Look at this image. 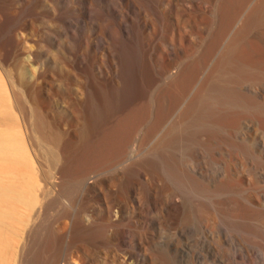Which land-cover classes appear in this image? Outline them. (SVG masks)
I'll list each match as a JSON object with an SVG mask.
<instances>
[{
	"label": "rangeland",
	"instance_id": "rangeland-1",
	"mask_svg": "<svg viewBox=\"0 0 264 264\" xmlns=\"http://www.w3.org/2000/svg\"><path fill=\"white\" fill-rule=\"evenodd\" d=\"M2 15L13 29L1 35L0 146L12 136L18 155L0 150V264L71 253L122 264L131 252L164 264L168 243L177 264L200 250L207 264H264V73L245 80L250 91L236 82L264 69V0H0ZM170 62L177 78L161 71ZM118 130L122 146L105 151ZM204 192L232 201L219 216ZM170 197L181 214L166 210ZM68 234L92 243L70 248Z\"/></svg>",
	"mask_w": 264,
	"mask_h": 264
},
{
	"label": "bare ground",
	"instance_id": "bare-ground-1",
	"mask_svg": "<svg viewBox=\"0 0 264 264\" xmlns=\"http://www.w3.org/2000/svg\"><path fill=\"white\" fill-rule=\"evenodd\" d=\"M226 14V13H225ZM228 17V16H227ZM0 20H4V23H3V26H1L0 27V58L2 59V58H5L6 57V55H5V53L3 52V49H5V48H3L2 49V46H3V43H2V38H1V35L4 33V31L5 30H7V29H13V20H11L10 18H9V16L8 15H2V16H0ZM15 21V20H14ZM230 23V22H229ZM2 24V23H1ZM12 29H11V31H12ZM166 35V34H165ZM12 36V35H11ZM14 37V36H13ZM10 38V37H9ZM171 38V37H170ZM11 39V42H10V45L9 46H12V43H13V41H14V39L12 40V38H10ZM16 40V39H15ZM8 43V42H7ZM15 44V43H14ZM5 46V45H4ZM117 46V45H116ZM13 47V46H12ZM11 47V48H12ZM231 47V46H230ZM234 47H235V45H234ZM233 48V47H232ZM238 48V47H237ZM6 49H8V48H6ZM10 49V48H9ZM234 49V48H233ZM6 51V50H5ZM10 52H11V50H9ZM230 51H231V49H230ZM236 51H238V50H236ZM229 53V52H228ZM231 53V52H230ZM231 54H233V52L231 53ZM120 55V54H119ZM122 55V54H121ZM228 56V55H227ZM7 58V57H6ZM119 58V57H118ZM233 58V57H232ZM117 59V58H116ZM247 60H249V59H247ZM254 60V59H253ZM246 61V60H245ZM250 61H252V60H250ZM254 61H256V60H254ZM254 61H253V63H254ZM243 62V61H242ZM247 62H249V61H246V63ZM245 63V64H246ZM257 63H259V62H257ZM118 64V63H117ZM249 64H250V62H249ZM175 65H177V63L175 62V63H172V62H170V63H163V65H162V72L164 73V74H166V75H168V77H170V78H173L176 74L174 73V72H172L173 71V68L175 67ZM193 65V64H192ZM240 65V64H239ZM253 65V64H252ZM254 65H256V64H254ZM133 66V65H132ZM182 66V65H181ZM186 66V69H187V65H185ZM196 66V65H195ZM241 67V66H240ZM246 67V66H245ZM253 67V66H252ZM256 67H258V66H256ZM256 67L254 68H249V69H246V70H244L243 72V75L240 77H238V79L236 80V82L238 83L237 84V86H239L240 87V84L239 83H242L243 81V86L242 87H245L247 90H249L250 91V87L248 86V85H246V82H245V80H255L256 78H258L259 76H261L263 73H264V69L262 70V71H260V70H257L256 69ZM191 68V67H190ZM190 68H188L189 69V71H190ZM244 68V67H243ZM264 68V67H263ZM184 69H185V67H184ZM185 69V70H186ZM193 69V67L191 68V70ZM178 70L179 71H181V67H178ZM182 70H183V68H182ZM187 71V70H186ZM188 71V72H189ZM241 71V70H240ZM184 72V71H183ZM188 72H187V74H188ZM118 73H119V71H118ZM185 74H186V72H184ZM178 74H179V72H178ZM190 74V73H189ZM241 74V73H240ZM183 75V74H182ZM119 76V75H118ZM177 76V75H176ZM175 76V77H176ZM120 78V77H119ZM177 78V77H176ZM234 78V77H233ZM174 79V78H173ZM244 79V80H243ZM257 80V79H256ZM130 81V80H129ZM230 81V80H229ZM232 81V80H231ZM120 83H121V85L118 87V91L116 92V97H117V99L119 100V101H121L122 103H124L125 102V99H126V96L124 95V93H123V89L127 86L126 85V81L123 79V78H121L120 79ZM141 83V81L138 79V80H136V85H137V87H141L142 86V84H140ZM245 83V84H244ZM126 85V86H125ZM231 85V84H230ZM147 86V85H146ZM144 87V86H143ZM142 87V88H143ZM234 87H236V86H234ZM227 88H229V85H228V87ZM244 90V89H243ZM232 91V88H231V90H230V92ZM234 91V90H233ZM248 91V92H249ZM227 92V91H226ZM239 92V91H238ZM241 92V91H240ZM239 92V93H240ZM228 93V92H227ZM226 93V94H227ZM234 93V92H233ZM237 93V92H236ZM235 93V94H236ZM221 94H223V93H221ZM225 94V93H224ZM228 95V94H227ZM233 94H231V96H232ZM237 95V94H236ZM236 95L234 96V98H235V100H237L238 101V99H237V97H236ZM240 95V94H239ZM223 96V95H222ZM225 96V95H224ZM233 99V98H232ZM245 99V98H244ZM230 100V99H229ZM225 101V100H224ZM241 101V100H240ZM227 102V101H226ZM233 102V101H232ZM229 103V102H228ZM227 103V104H228ZM235 104V103H234ZM233 104V105H234ZM238 104V103H237ZM206 105V104H205ZM205 105H204V107H205ZM229 105H230V103H229ZM228 105V106H229ZM232 105V104H231ZM203 106V105H202ZM237 107H239L238 105H236ZM203 107V108H204ZM232 107V106H231ZM249 107V106H248ZM201 108V107H200ZM203 108H201V109H203ZM209 108V107H208ZM205 109V108H204ZM219 111V110H218ZM217 111V112H218ZM208 112V111H207ZM209 112H211L210 110H209ZM217 112H215V114L217 113ZM219 112H222V111H219ZM235 112V111H234ZM205 113V112H204ZM203 111H202V116H203ZM207 114V113H206ZM210 114V113H209ZM211 114H214V113H211ZM210 114V115H211ZM197 115V114H196ZM201 115V114H200ZM208 115V114H207ZM207 115L206 116H203V118L204 117H206L207 118ZM226 115V114H225ZM224 115V116H225ZM227 116V115H226ZM198 117V116H197ZM229 117V116H228ZM227 117V118H228ZM199 118V117H198ZM205 118V119H206ZM224 118V117H223ZM200 119V118H199ZM199 119H196V120H199ZM213 119V118H212ZM222 119V118H221ZM226 119V118H225ZM204 120V119H203ZM216 120H217V118H216ZM223 120V119H222ZM206 121H208V118L206 119ZM206 121H204V123H207ZM215 121V120H214ZM214 121H213V123H214ZM221 121V120H220ZM203 122V121H202ZM212 122V121H211ZM216 122V121H215ZM123 123V122H122ZM122 123H121V125H122ZM129 123V122H128ZM203 123V124H204ZM209 123V122H208ZM219 123V122H218ZM224 123V122H223ZM202 124V123H201ZM212 124V123H211ZM221 124V123H220ZM39 125V124H38ZM42 125V124H41ZM124 125H128V124H124ZM205 125V124H204ZM207 125H210V124H207ZM213 125V124H212ZM218 125V127H222V125L220 126L219 124H217ZM118 126V125H117ZM215 126V125H214ZM115 127V126H114ZM113 127V128H114ZM128 127L129 126H127V129H128ZM197 127V126H196ZM195 127V128H196ZM209 127V126H208ZM217 127V126H216ZM117 128H119V127H117ZM122 128H124V126H122ZM205 128V126L203 127V129ZM207 128V127H206ZM116 129V128H115ZM197 130H198V128H196ZM201 129V128H200ZM202 129V130H203ZM112 130V129H111ZM110 130V131H111ZM117 130V129H116ZM119 130H121V128L119 129ZM117 131L116 133L117 134H114L115 135V137H114V135H113V137H112V135L110 134L109 136H107V139L108 140H111L110 138H112V141H114L113 143H111V142H108V140L106 139L105 140V145H107L105 148V151H108L109 149H113L114 147H117L118 146V144H122V140H124V137H123V131ZM204 130H206V129H204ZM207 130H209V128H207ZM125 131V130H124ZM200 131V130H199ZM109 132V131H108ZM119 132V133H118ZM126 132V131H125ZM198 132V131H197ZM203 132V131H202ZM202 132H199L200 134H201V138L200 139H198V140H206L205 139V136L207 135V133L208 134H210L209 132H206V135L204 134H202ZM194 133V132H193ZM199 133H197V137H198V134ZM204 133V132H203ZM195 134V133H194ZM106 135H108V134H106ZM126 134H124V136H125ZM174 135V134H173ZM176 136V135H175ZM103 137V136H102ZM196 137V138H197ZM56 138H58L57 136L56 137H54V141L55 140H57ZM207 138H209V137H207ZM103 139H105V138H103ZM174 139V138H173ZM173 139H171L170 138V140H173ZM210 139V138H209ZM139 140V139H138ZM137 140V141H138ZM166 140V139H165ZM140 141V140H139ZM209 141V140H208ZM102 142H103V140H102ZM138 143V142H136V140H135V142H133V144H131L132 146H133V148L135 147L134 145H136V144ZM14 144H16V142L14 141V138L12 137V136H9V137H7V138H5L3 141H2V143H1V146H0V150H1V154H2V158L4 159V160H6V159H8L9 157H14V158H16L17 157V155H18V153H17V151L18 150H16V147H14L13 145ZM57 144V143H56ZM55 144V145H56ZM139 144H140V142H139ZM164 144V143H163ZM119 145V146H120ZM60 146V145H59ZM104 146V145H103ZM118 146V147H119ZM122 146V145H121ZM117 147V148H118ZM139 147V146H138ZM169 147V146H168ZM116 148V149H117ZM140 148V147H139ZM101 149V148H100ZM135 149H136V147H135ZM103 150V149H102ZM104 151V150H103ZM112 151V150H111ZM116 151V150H115ZM114 151V152H115ZM134 151H136V150H134ZM134 151H132V152H134ZM101 152V151H100ZM137 152H138V150H137ZM162 152V151H161ZM97 153H99V152H97ZM102 153V152H101ZM104 153V152H103ZM110 154L112 153V152H109ZM53 154V153H52ZM92 154V153H91ZM107 154V153H106ZM9 155H11V156H9ZM98 155V154H97ZM99 155H100V153H99ZM105 155V154H104ZM109 155V154H108ZM107 155V157H110V156H108ZM113 155V154H112ZM115 155V154H114ZM113 155V156H114ZM9 156V157H8ZM106 157V156H105ZM105 157H104V159H105ZM144 157V156H143ZM94 158H96V157H94ZM98 158H99V156H98ZM98 158L96 159V161L98 160ZM109 159V158H108ZM139 159V158H138ZM161 159V158H160ZM52 160V159H51ZM87 160H89V159H87ZM99 160L101 161V159L99 158ZM98 160V161H99ZM103 160V159H102ZM53 161H54V166H55V169H56V180L54 181L55 182V185H58L59 183H61V180H63L62 179V177L61 176H59V175H57V173H60L61 174V172L59 171L60 170V167H59V163H58V160L56 159V156L54 155V157H53ZM52 161V162H53ZM91 161V160H90ZM95 160H94V162H96ZM105 161L107 162V160H104V163H105ZM109 161V160H108ZM138 160H136V162H137ZM141 161V160H140ZM98 163V162H97ZM101 163H102V161H101ZM140 163V162H139ZM103 164V163H102ZM106 164V163H105ZM163 164V163H162ZM101 165V164H100ZM107 165V164H106ZM52 166V165H51ZM168 167V166H167ZM170 168V167H169ZM174 168V167H173ZM140 173L139 174H143L141 171H139ZM175 172V171H174ZM173 172V173H174ZM197 172V171H196ZM175 176V178H176V174H174ZM194 175V174H193ZM178 176H180V175H178ZM188 176V175H187ZM197 177V176H196ZM180 178V177H179ZM191 178V177H190ZM187 179H188V177H187ZM186 179V181L188 182V180ZM210 179V178H209ZM179 180V179H178ZM175 181V180H174ZM177 181V180H176ZM231 178H229V182H228V184L229 183H231ZM179 182V181H178ZM178 182H177V184H178ZM183 182V181H182ZM194 182V181H193ZM204 182H205V180H204ZM208 182V181H207ZM206 182V183H207ZM221 182V181H220ZM189 183V182H188ZM191 184V183H190ZM208 184H210L209 182H208ZM54 184H53V186H55ZM195 185V184H194ZM227 185V184H226ZM206 186V185H205ZM56 187V186H55ZM216 187V186H215ZM199 188V187H198ZM222 188V187H221ZM225 188V187H224ZM56 189H57V187H56ZM206 189V188H205ZM204 190V189H203ZM219 190V189H218ZM191 191H193V190H191ZM197 191V190H196ZM210 192H211V190H210ZM213 192H216V191H213ZM218 192V191H217ZM222 192H224V191H222ZM229 192V191H228ZM194 193H195V191H194ZM219 193H221V192H219ZM193 194V193H192ZM213 194V193H212ZM197 195V194H196ZM218 196H220V195H218V194H216V195H211L210 193H200V194H198L197 195V200H200V202H202V203H204L203 205L205 206V207H207V208H209V207H214V210L217 212V214L220 216V214H221V205L220 204H224V203H226V202H230V201H232V200H229V201H226V199L224 200V201H219V200H215V198L217 197L218 198ZM175 197V196H174ZM171 198L170 197V199H166V210H168L169 212H171L173 209H174V211H176V215H179V214H181V212L184 210L183 208H184V204L182 205V204H180V201H178L177 199H175V198ZM195 197V196H194ZM189 198V197H188ZM196 198H194V200L196 199ZM190 199H191V197H190ZM190 199H188L189 200V202H191L190 201ZM193 200V201H194ZM208 200H212V201H214V203H212V205H209L208 203H207V201ZM184 201V200H183ZM211 201V202H212ZM187 202V201H186ZM232 203V202H231ZM190 204V203H189ZM192 204H194V203H192ZM196 205V204H195ZM186 206V205H185ZM193 206V205H192ZM199 206V205H198ZM220 206V207H219ZM191 207V206H190ZM193 208V207H192ZM200 208V207H199ZM206 208V209H207ZM203 209V208H202ZM198 210V209H197ZM193 211V210H192ZM203 211V210H202ZM185 212V211H184ZM77 213V212H76ZM70 214V213H69ZM80 214V213H79ZM183 214V213H182ZM202 215V214H201ZM73 216H74V214H73ZM79 216V215H78ZM205 216H206V214H205ZM77 218V217H76ZM92 218V217H91ZM72 219H73V217H72ZM78 219V218H77ZM76 219V220H77ZM79 219H80V217H79ZM79 219L76 221L75 220V217H74V219H73V221H74V226H77V225H80L81 224V221H79ZM93 219V218H92ZM208 219V218H207ZM206 219V220H207ZM81 220V219H80ZM72 221V222H73ZM83 221V220H82ZM92 221V220H91ZM205 223V222H204ZM75 224H77V225H75ZM81 226V225H80ZM103 226V225H102ZM102 226H100V227H102ZM104 226H105V224H104ZM99 229V228H98ZM211 231V230H210ZM218 233H219V236L221 235V236H223V238H225L226 240H228V237L226 236V230H225V228H223V227H221V228H218ZM187 232V231H186ZM208 236V235H207ZM225 236V237H224ZM70 237V238H69ZM68 238L70 239V245H69V247L70 246H87V245H90L91 243H92V241L91 240H87V239H83V238H81V236H78V235H76V234H70V236H69V234H68ZM204 240V239H203ZM202 240V241H203ZM200 241V240H199ZM68 243H69V241H67ZM206 242H210L209 240L208 241H206ZM205 241H204V243L202 244L203 245V251H204V253H207V255H211V253L213 254L214 253V251H213V247L211 246V244H208V243H206ZM86 243V244H85ZM201 243V242H200ZM85 244V245H84ZM89 247V246H88ZM71 248V247H70ZM85 248V247H84ZM89 248H91V247H89ZM167 251H169V252H171L172 253V258H171V260L170 259H168V258H170L168 255H167V257L168 258H166L165 257V262H164V264H177L178 263V261H179V255L178 254H173V250L175 249V247L171 244V243H168L167 244V246H166V248H165ZM87 250H88V248H87ZM85 251H86V249H85ZM89 251V250H88ZM91 251V250H90ZM89 254V253H88ZM163 255V254H162ZM139 257V255H136V253L135 252H131V253H129V256L126 258V261H125V263H122V264H138L139 263V261H141V259H139L138 258ZM204 254H203V252H201V250H200V252H196V254H195V258H196V264H207V261H206V259H204ZM74 259H76L75 257H73V254L71 253V254H69V255H67L64 259H63V261L61 262L62 264H71V263H73L74 261H77V263H79L80 264V262H78L79 260H74ZM143 259H147V258H143ZM158 259V258H157ZM142 261H145V260H142ZM58 262V261H57ZM120 262H122V261H120ZM158 262V261H157ZM76 263V262H75ZM118 264H120V263H118ZM161 264H163V262H161Z\"/></svg>",
	"mask_w": 264,
	"mask_h": 264
}]
</instances>
